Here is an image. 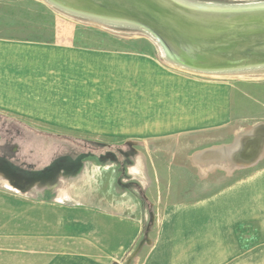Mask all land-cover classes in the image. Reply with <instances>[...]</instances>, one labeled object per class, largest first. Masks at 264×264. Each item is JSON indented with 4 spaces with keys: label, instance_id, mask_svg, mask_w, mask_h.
<instances>
[{
    "label": "rangeland",
    "instance_id": "1",
    "mask_svg": "<svg viewBox=\"0 0 264 264\" xmlns=\"http://www.w3.org/2000/svg\"><path fill=\"white\" fill-rule=\"evenodd\" d=\"M213 1L223 4L260 2ZM57 33L68 34L69 38L84 33L91 38L96 37L99 42H81L91 47L92 55L102 54L107 48L116 52L108 57L109 66L88 65L84 54L75 55V65L78 66L75 70L77 68L79 72L81 86L80 101L75 105L76 110H79H75V132L41 120L20 117L24 120L20 124L0 117V143L16 148V151H11V148L6 147V152L0 153L1 209H8L9 198L20 199L31 206L32 224L39 225V220L43 223L46 219L45 212L50 214L56 209H75V192L87 193L89 184L101 197L112 192L129 194L131 197L134 194L139 199H159L161 203L170 199L184 200L191 193L200 192L204 180L201 177L205 169L201 172L192 164L195 160H205L207 156L215 157V151H218L217 159L220 162L212 161L210 169L219 167L224 170L214 169L208 176H223L225 182L229 180L226 171L230 172L231 167L227 164L232 162L233 155L231 103L233 100L236 109L239 105L246 107L252 115L264 112V66L190 71L168 58L158 41L138 25L84 15L57 6L49 0H0V35L14 36L17 53L26 50V59H30L29 56H34L40 49H50L52 44L61 43ZM103 36L110 37L109 46L107 40H100ZM137 36H145L146 40L153 38L157 44L163 59L155 63L159 69L152 70V63L147 60L142 65L138 61V70L130 67L129 64H135L134 60L139 55L122 51L123 42ZM16 60L19 64L23 61L18 56ZM141 67L143 72L139 69ZM142 77L144 84L141 82ZM152 80H156L157 85L154 91L149 84ZM169 82L175 84L176 90L170 96L166 87ZM235 88L239 91H235ZM139 89L143 91L142 99L138 94ZM23 99H17V106L21 110L25 106L22 104L25 103ZM29 100L33 102L35 98ZM141 102H144L142 118L136 110L137 104ZM88 107L95 111H85ZM155 113L160 114L161 119H154ZM89 115L103 118L95 119L94 127L96 132L103 135H84L86 131L81 129L88 128L86 119ZM64 124L71 127L70 121H64ZM26 126L36 130H27ZM39 130L75 135L65 136L67 138L45 136ZM247 137L248 133L246 140ZM77 142L91 145L93 152L79 158L61 156L64 149L75 150L73 144ZM220 154L223 156L220 157ZM52 160L53 164L47 167V163ZM87 164L89 168L85 170ZM137 164L140 168L136 167ZM105 165L110 167L104 169ZM182 165H190L191 169L182 168ZM82 174L86 175L87 183L75 190V177ZM111 179L113 184L110 187L108 183ZM45 194L47 200L42 198ZM6 219L0 217V223L7 224ZM153 223L154 219L149 214L145 219L140 245L149 241ZM31 235L35 245L45 239L40 232ZM55 235L58 233L47 236V240L54 242ZM60 250L49 248V251L54 252ZM256 255L262 257L264 251L259 250Z\"/></svg>",
    "mask_w": 264,
    "mask_h": 264
},
{
    "label": "crops",
    "instance_id": "2",
    "mask_svg": "<svg viewBox=\"0 0 264 264\" xmlns=\"http://www.w3.org/2000/svg\"><path fill=\"white\" fill-rule=\"evenodd\" d=\"M56 35L60 36L61 43L52 44L51 50L40 49L29 56L30 59H26V50L17 53L14 36L0 35V117L16 123L23 119L41 120L75 132V105L79 104L81 90L75 55L84 54L88 65L109 66L108 57L116 50L107 48L96 56L90 54L89 45L81 43L96 41V37L85 33L71 38L68 34ZM100 40H107L108 46L111 44L109 36ZM156 45L150 38L137 36L124 41L122 51L139 55L135 64H129L132 68L138 70V61L142 65L147 60L152 63L151 69H159L155 63L163 59ZM17 56L22 57L20 64ZM139 69L143 72L142 67ZM141 82L145 83L143 77ZM150 83L152 91L157 89L156 80ZM166 87L168 96L176 91L173 82ZM138 94L142 99L143 91L139 89ZM20 98H25L22 100L24 110L17 106ZM29 98L35 100L32 102ZM234 104L232 100L233 155L232 162L227 164L231 171H226L229 180L225 182L223 176H208L214 169L224 170L210 169L212 161L220 162L215 151V157L207 156L192 164L201 172L205 169L201 177L204 180L201 191L191 193L184 200L170 199L161 203L159 199H139L131 194L132 198L129 194L112 192L101 197L89 184L87 193L75 192V209L45 212V221L39 220V225H34L31 206L20 199L9 198L8 209L0 208V217L7 218V224L0 223V264H264V256L256 255L257 251H264V112L257 117L246 107L239 105L236 109ZM136 108L142 118L144 102ZM85 111L95 110L88 107ZM154 115V119H161L160 114ZM95 119L103 118L89 115L88 128L81 129L86 131L84 135L104 134L94 129ZM64 121H70L71 127ZM39 131L45 136L75 135ZM107 167L110 165H105L104 169ZM136 167L140 168L139 164ZM88 168V164L85 165L84 169ZM182 168L191 169L190 165H182ZM86 183L85 174L75 177V190ZM112 184L111 179L108 185ZM42 198L47 200V194ZM149 214L154 219L149 241L140 245ZM36 232L45 236L38 245L31 235ZM57 233L50 243L47 236ZM49 248L61 250L54 252Z\"/></svg>",
    "mask_w": 264,
    "mask_h": 264
},
{
    "label": "water",
    "instance_id": "3",
    "mask_svg": "<svg viewBox=\"0 0 264 264\" xmlns=\"http://www.w3.org/2000/svg\"><path fill=\"white\" fill-rule=\"evenodd\" d=\"M84 15L138 25L172 61L198 71L264 66V1L49 0ZM121 264V263H120Z\"/></svg>",
    "mask_w": 264,
    "mask_h": 264
},
{
    "label": "trees",
    "instance_id": "4",
    "mask_svg": "<svg viewBox=\"0 0 264 264\" xmlns=\"http://www.w3.org/2000/svg\"><path fill=\"white\" fill-rule=\"evenodd\" d=\"M260 1H264V0H260ZM212 2H216V1L212 0ZM56 137H59V136H56ZM61 137L62 138H67L65 136H61ZM78 144H82V145H78ZM73 145L75 146V150H69L68 148L64 149L63 153L61 154V156L65 157V158H69V157H71V158L72 157H75V158L78 157L79 158V157H82L84 155L91 154L93 152V150H94V148H90L91 145L88 146L86 143L77 142V143H75ZM73 151L75 153H72ZM52 152H55V151L53 150ZM52 164H53V160L49 161V163H47V167H49ZM75 164H77V163L75 162Z\"/></svg>",
    "mask_w": 264,
    "mask_h": 264
},
{
    "label": "flooded vegetation",
    "instance_id": "5",
    "mask_svg": "<svg viewBox=\"0 0 264 264\" xmlns=\"http://www.w3.org/2000/svg\"><path fill=\"white\" fill-rule=\"evenodd\" d=\"M6 147L11 148V151H16L15 146H10V147H9V146H7L6 144H3V143L1 144V143H0V153H1V154H4V153L6 152V149H7Z\"/></svg>",
    "mask_w": 264,
    "mask_h": 264
},
{
    "label": "bare ground",
    "instance_id": "6",
    "mask_svg": "<svg viewBox=\"0 0 264 264\" xmlns=\"http://www.w3.org/2000/svg\"><path fill=\"white\" fill-rule=\"evenodd\" d=\"M103 19H106V18H103ZM107 20H111V19H107ZM114 21H116V20H114ZM119 22H122V21H119ZM154 36V35H153ZM153 39V38H152ZM161 53V52H160ZM180 66L181 67H183V68H185V69H188V70H190V71H193L194 69H192V68H189V67H186V66H183V65H181L180 64ZM182 70V69H181ZM186 71V70H185ZM194 71H196L197 72V70H194ZM62 194V193H61Z\"/></svg>",
    "mask_w": 264,
    "mask_h": 264
}]
</instances>
